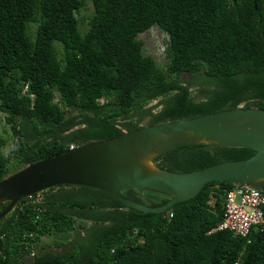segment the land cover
Segmentation results:
<instances>
[{
	"label": "trees",
	"instance_id": "16d2710c",
	"mask_svg": "<svg viewBox=\"0 0 264 264\" xmlns=\"http://www.w3.org/2000/svg\"><path fill=\"white\" fill-rule=\"evenodd\" d=\"M156 25L169 35L166 66L139 38ZM239 105L264 109V0H0V110L16 139L9 151L0 136V180L71 146ZM254 153L198 143L153 163L187 172ZM234 186L209 182L161 213L88 186L47 188L0 220V264H264V231L210 232ZM52 235L63 250L43 243Z\"/></svg>",
	"mask_w": 264,
	"mask_h": 264
},
{
	"label": "water",
	"instance_id": "95a60500",
	"mask_svg": "<svg viewBox=\"0 0 264 264\" xmlns=\"http://www.w3.org/2000/svg\"><path fill=\"white\" fill-rule=\"evenodd\" d=\"M198 143L245 147L255 153L187 172L163 169L153 163L157 156L175 147ZM212 181L264 189V109L239 105L143 125L29 163L0 180V203L9 202L0 212V220L22 199L63 184L100 189L130 208L161 213L195 197ZM142 188L166 193L171 198L164 205L151 206L123 195L125 190Z\"/></svg>",
	"mask_w": 264,
	"mask_h": 264
},
{
	"label": "built area",
	"instance_id": "2783aa9c",
	"mask_svg": "<svg viewBox=\"0 0 264 264\" xmlns=\"http://www.w3.org/2000/svg\"><path fill=\"white\" fill-rule=\"evenodd\" d=\"M214 200L212 196L209 204ZM217 230H229L237 237H249L253 231H264V189L235 185L227 190L224 216L210 232Z\"/></svg>",
	"mask_w": 264,
	"mask_h": 264
},
{
	"label": "rangeland",
	"instance_id": "374dc122",
	"mask_svg": "<svg viewBox=\"0 0 264 264\" xmlns=\"http://www.w3.org/2000/svg\"><path fill=\"white\" fill-rule=\"evenodd\" d=\"M139 38L143 39L145 41V53L153 55L157 62L161 66H166L168 59L165 56V48H166V40L169 39V35L164 32L159 26H153L148 31L143 32L139 35ZM183 77H188V73H184L182 75ZM157 101H152L149 103L155 104ZM144 124L147 123V120L143 121ZM0 136L5 138H10L9 145L7 149L9 148V151L13 148V150L16 148V139L12 136L11 130L9 125L7 124L5 120V114L0 110ZM13 137V138H12ZM43 243L47 245L49 248L55 249V250H63V247H61V238L57 235L52 236H44ZM72 239V236L71 238ZM29 259V257H28Z\"/></svg>",
	"mask_w": 264,
	"mask_h": 264
},
{
	"label": "flooded vegetation",
	"instance_id": "af4514ba",
	"mask_svg": "<svg viewBox=\"0 0 264 264\" xmlns=\"http://www.w3.org/2000/svg\"><path fill=\"white\" fill-rule=\"evenodd\" d=\"M151 105H154V104H151Z\"/></svg>",
	"mask_w": 264,
	"mask_h": 264
},
{
	"label": "bare ground",
	"instance_id": "6f19581e",
	"mask_svg": "<svg viewBox=\"0 0 264 264\" xmlns=\"http://www.w3.org/2000/svg\"><path fill=\"white\" fill-rule=\"evenodd\" d=\"M150 164V163H149Z\"/></svg>",
	"mask_w": 264,
	"mask_h": 264
}]
</instances>
